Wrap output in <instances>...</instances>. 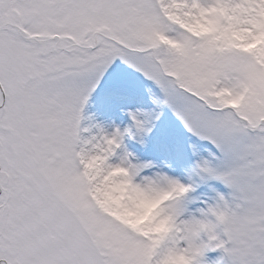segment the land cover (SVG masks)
<instances>
[{
  "label": "snow or ice",
  "instance_id": "1",
  "mask_svg": "<svg viewBox=\"0 0 264 264\" xmlns=\"http://www.w3.org/2000/svg\"><path fill=\"white\" fill-rule=\"evenodd\" d=\"M178 260L264 264V0H0V264Z\"/></svg>",
  "mask_w": 264,
  "mask_h": 264
},
{
  "label": "rangeland",
  "instance_id": "2",
  "mask_svg": "<svg viewBox=\"0 0 264 264\" xmlns=\"http://www.w3.org/2000/svg\"><path fill=\"white\" fill-rule=\"evenodd\" d=\"M93 103H94V106L90 107L88 109V112L89 113H96L97 114V119H103L104 118L103 109L100 106L99 101H97L95 97H93ZM156 135H159V129L157 130ZM201 191H203V189H201ZM218 255H219L218 252H208V253H206V257L209 260L216 258Z\"/></svg>",
  "mask_w": 264,
  "mask_h": 264
},
{
  "label": "clouds",
  "instance_id": "3",
  "mask_svg": "<svg viewBox=\"0 0 264 264\" xmlns=\"http://www.w3.org/2000/svg\"><path fill=\"white\" fill-rule=\"evenodd\" d=\"M176 264H184V262L182 260H178Z\"/></svg>",
  "mask_w": 264,
  "mask_h": 264
}]
</instances>
